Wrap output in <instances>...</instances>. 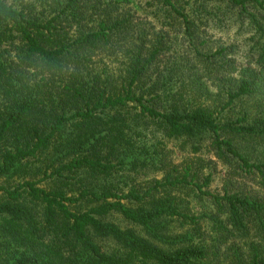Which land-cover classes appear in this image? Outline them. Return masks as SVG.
Instances as JSON below:
<instances>
[{"label":"trees","instance_id":"trees-1","mask_svg":"<svg viewBox=\"0 0 264 264\" xmlns=\"http://www.w3.org/2000/svg\"><path fill=\"white\" fill-rule=\"evenodd\" d=\"M41 1L38 10L0 0V264H264V197L203 191L210 176L199 184L188 167L142 160L139 146L151 129L176 140L208 136L219 159L258 174L264 187V151L250 143L264 142V110L260 118L233 112L264 96V0H154L191 40L210 3L253 18L259 71L218 80L214 99L202 78L178 89L170 73L153 71L160 42L122 0ZM201 61L208 75L224 67ZM152 169L162 178L143 185L134 177ZM188 190L212 197L217 212L193 214ZM177 221L191 228L175 235Z\"/></svg>","mask_w":264,"mask_h":264},{"label":"rangeland","instance_id":"rangeland-1","mask_svg":"<svg viewBox=\"0 0 264 264\" xmlns=\"http://www.w3.org/2000/svg\"><path fill=\"white\" fill-rule=\"evenodd\" d=\"M8 3L17 7L26 4H36L38 10L42 3L41 0H6ZM124 9L130 12L131 19L139 23V27L144 29L148 36V40L160 42L162 54L158 56L153 71L157 69L158 73L163 72L164 75L169 73L172 77L171 83L178 89L181 87V81H185L186 88H190L191 83L199 78L204 83L203 88L210 93V99H214V94L218 93V80L225 82L232 77H240L242 71L251 68L259 71L257 60L260 56V47L263 43L262 36L252 22L253 18L248 16V12L240 13L238 9H233L227 1L223 3H210L207 6V12H203L198 20L199 30L195 33V37L191 40L184 33V26L179 18H167L160 14V6L154 0H122ZM220 9H219V8ZM249 12L255 13L253 8L249 6ZM211 13V14H210ZM264 23V20H260ZM227 48L221 55L212 58L214 54L221 48ZM195 48L204 54V56L196 55ZM211 57V62L217 60L218 64L224 65L221 70H216L208 75L204 72L201 58ZM116 61V62H115ZM122 63V59H111L110 66L118 67ZM212 67V68H213ZM229 83V82H227ZM204 90V91H205ZM205 99V98H204ZM264 110V96L255 94L233 105V112H248L251 117L260 118ZM254 119V118H251ZM145 136L139 139L143 141L140 147L141 159H149L151 156L164 157V162L168 165V169L176 167L180 171L186 167L191 169V173H197V182L203 184L206 177L210 176V182L203 187V191H209L214 195H223L226 191H244L255 192L264 197V187L260 182L258 174H249L242 170L237 162L234 164H226L219 159L208 136L197 140L186 139H168L161 133L151 130L144 131ZM253 152L256 154L264 151V142H250ZM255 161V158H253ZM140 175L134 176L143 185L148 183L150 179H161L162 172H154L153 169L144 171ZM189 193L183 197L187 199L191 212L196 216L212 215L217 212L214 207L212 197L200 194L198 191H185ZM225 216L221 218L224 219ZM203 230L211 233L205 235L207 241L212 240L215 233L212 231L211 221L205 217L201 219ZM124 227H131L126 224ZM133 226L132 228H134ZM190 226L183 225L180 221L173 223L172 232L174 234H184L189 230ZM140 233V230L137 228ZM106 251L114 249V244L106 241H99ZM231 243L227 245L230 246Z\"/></svg>","mask_w":264,"mask_h":264}]
</instances>
